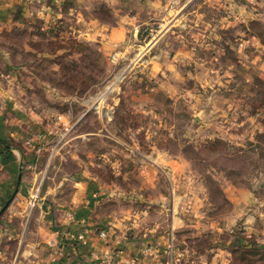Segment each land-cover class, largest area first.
<instances>
[{
  "label": "rangeland",
  "instance_id": "obj_1",
  "mask_svg": "<svg viewBox=\"0 0 264 264\" xmlns=\"http://www.w3.org/2000/svg\"><path fill=\"white\" fill-rule=\"evenodd\" d=\"M3 1L0 118L50 135L42 170L151 203L171 224L161 264H235L239 239L264 251V0Z\"/></svg>",
  "mask_w": 264,
  "mask_h": 264
},
{
  "label": "crops",
  "instance_id": "obj_2",
  "mask_svg": "<svg viewBox=\"0 0 264 264\" xmlns=\"http://www.w3.org/2000/svg\"><path fill=\"white\" fill-rule=\"evenodd\" d=\"M7 6L3 1L1 22L8 18ZM235 8L245 15L243 6ZM122 23L123 19L110 30L106 44L124 40ZM24 125L18 117L0 118V212L11 200L0 214V264H161L169 259L166 229L171 224L152 221L151 203L127 208L119 185L87 169L63 175L52 165L47 174V169L42 170L45 162L39 164L40 154L24 145L36 137L24 138ZM47 135L42 136L44 148L51 138ZM10 136L28 146L26 152L9 149ZM34 195L38 199L32 207ZM172 226L178 237V225ZM101 233L107 238H101Z\"/></svg>",
  "mask_w": 264,
  "mask_h": 264
},
{
  "label": "trees",
  "instance_id": "obj_3",
  "mask_svg": "<svg viewBox=\"0 0 264 264\" xmlns=\"http://www.w3.org/2000/svg\"><path fill=\"white\" fill-rule=\"evenodd\" d=\"M262 40H264V38H262ZM23 147L16 145L14 146V149L23 153ZM243 242V239H239L237 248L232 252L235 264H258L259 262L264 261V251L259 245H257V243L248 242V244L245 245Z\"/></svg>",
  "mask_w": 264,
  "mask_h": 264
},
{
  "label": "built area",
  "instance_id": "obj_4",
  "mask_svg": "<svg viewBox=\"0 0 264 264\" xmlns=\"http://www.w3.org/2000/svg\"><path fill=\"white\" fill-rule=\"evenodd\" d=\"M59 120H61V118H59ZM42 142H43V137L42 136H36L35 139L31 138V139L27 140L26 145L32 147L37 154H40L44 150V145L42 144ZM37 199H38L37 195L32 196V198H31V206L32 207L35 206ZM100 237L103 239L107 238V234L101 233ZM81 242H84V240L81 239Z\"/></svg>",
  "mask_w": 264,
  "mask_h": 264
},
{
  "label": "water",
  "instance_id": "obj_5",
  "mask_svg": "<svg viewBox=\"0 0 264 264\" xmlns=\"http://www.w3.org/2000/svg\"><path fill=\"white\" fill-rule=\"evenodd\" d=\"M20 178H21V176H20ZM19 183H20V179H19ZM16 192H17V190L15 191V194H16ZM10 202H11V200L3 207V209L0 212V214H2L5 211V209L8 207V205L10 204Z\"/></svg>",
  "mask_w": 264,
  "mask_h": 264
}]
</instances>
